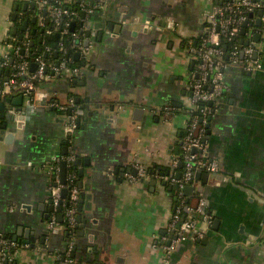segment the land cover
<instances>
[{
    "label": "crops",
    "instance_id": "obj_1",
    "mask_svg": "<svg viewBox=\"0 0 264 264\" xmlns=\"http://www.w3.org/2000/svg\"><path fill=\"white\" fill-rule=\"evenodd\" d=\"M28 1L0 0V58L8 51L14 28L23 38L37 32ZM92 1L105 7L90 20L91 38L87 31L84 35V45L88 39L94 46L80 76L73 82L63 77L37 84L42 96L64 104L71 97L80 102L74 145L85 197L77 218L87 224L75 225L77 258L85 264H164V245L174 237L169 225L178 189L172 180L183 173L179 143L186 115L180 110L191 97L188 82L196 65L187 43L204 34L211 6L207 0ZM26 3L30 16L24 12ZM14 13L20 26L12 21ZM262 46L264 67V41ZM2 75L6 77L5 71ZM226 80L229 89L210 121L208 156L220 162L218 174L235 182L215 174L207 183L194 181V193L207 202L213 224L201 243L184 244L168 264H264L257 236L264 229V70L252 75L233 70ZM20 96L0 102V132L7 125L6 135L13 133L12 138L0 134V234L10 239L21 227L30 230L35 242L20 249L17 264H57L53 253L64 249L63 232L52 234L49 251L39 252L37 245L48 234L55 211L50 209L54 182L48 169L54 159L69 153L64 115L48 107L34 109L25 97L13 105ZM88 104L92 110L99 104L120 106L127 114L90 117ZM164 105L177 109L168 122L155 113ZM12 108L18 116L10 113ZM135 165L169 169L162 179L167 185L130 181L129 168ZM23 241L19 243L25 245Z\"/></svg>",
    "mask_w": 264,
    "mask_h": 264
},
{
    "label": "built area",
    "instance_id": "obj_2",
    "mask_svg": "<svg viewBox=\"0 0 264 264\" xmlns=\"http://www.w3.org/2000/svg\"><path fill=\"white\" fill-rule=\"evenodd\" d=\"M28 2L36 4L34 16L37 19L38 30L41 31L42 48L36 55L31 49L30 39L24 41L22 45H15L16 38H12L7 53L0 58V70H10L9 76L0 80V97L3 99L21 94L34 109L43 106L64 115L63 131L69 153L64 159H54L48 169L54 182L51 194L55 211L48 221V234L43 242L37 245L39 252H47L52 234L59 232L64 234L65 231V226L59 220L58 208H62L63 218L69 227H75L77 222L81 189L76 184L74 172L66 175L65 184L61 182L60 164L63 160L67 167H71L77 160L74 135L79 128L80 110L74 97H71L66 104L61 103L42 96L37 90V84L63 77L73 82L80 76L83 67L73 66V57L63 41L65 38L69 39L71 49L75 50L76 54L80 55V60L86 63L94 45L88 47L84 45V35L92 17L102 11L105 4L92 0H29ZM207 2L211 9L204 18V34L199 39L187 43V49L194 57L196 65L190 73L188 82L191 97L180 110L186 115L185 135L181 145L185 167L181 179L177 180L174 177L172 180L178 185V199L181 203L186 199L184 190L193 181L195 171L218 174L221 170L220 162L208 156L206 128L219 108L221 97L229 89L226 80L228 73L237 70L252 75L263 71L264 30L256 26V19L259 11L264 13V0H217V2L207 0ZM76 5L78 8L75 9ZM252 14L255 16L251 17ZM259 19L263 21L264 14ZM172 24L171 22L169 26L173 27ZM73 25L75 28L77 26L76 30L79 31H73ZM144 27L148 30L151 22H146ZM243 29H246L245 36L241 35ZM57 34H59L57 41H62L58 43L57 48L45 43V38H55ZM257 34L261 35L259 43L253 39ZM226 43L231 44L230 49H227ZM33 65H36L35 70L32 69ZM67 111H69L68 115L65 114ZM176 111L173 105H164L158 107L155 113L168 122L176 115ZM10 113L18 116L15 108H12ZM193 148L197 149L196 153H192ZM178 162L174 163L175 166ZM135 168L138 170V175L134 177L130 174V181L140 182L149 178L150 175L144 165H135ZM64 190H67L68 197H63ZM188 215L183 222L181 209H177L172 216L169 226L174 237L170 245L164 246L165 263H168L170 255L179 245L188 241L203 240L212 227L213 216L208 211L205 199L200 198L195 208L190 209L188 206ZM74 246L73 241L64 248L63 252L61 251L62 253H53L55 262L79 264L74 258ZM29 247L30 243L20 244L0 234V264H17L16 255L20 249Z\"/></svg>",
    "mask_w": 264,
    "mask_h": 264
},
{
    "label": "water",
    "instance_id": "obj_3",
    "mask_svg": "<svg viewBox=\"0 0 264 264\" xmlns=\"http://www.w3.org/2000/svg\"><path fill=\"white\" fill-rule=\"evenodd\" d=\"M29 4L28 3H26L25 5H24V12L27 14L28 12H29ZM35 6H36V4L35 3H33V4H31V9L33 10V9H35ZM17 11L19 10V7H17V9H16ZM258 14L260 15V17H262L263 16V11H259L258 12ZM255 15L254 14H252L251 15V17H254ZM12 21L14 22V23H16V21H17V13H14L13 14V17H12ZM37 22V19L35 18L34 20H33V23H36ZM28 24H29V21L27 20L25 23H24V25H23V30H26V28L28 27ZM256 26L257 27H261V26H263V21L261 20V19H258L257 20V22H256ZM164 27H165V25H164ZM74 28H75V25H73L72 26V30L74 31ZM246 28V27H245ZM91 28L89 27L88 28V30H87V37L88 38H91V35H92V33H91V30H90ZM36 31H34V33H35ZM9 35H10V32L8 33ZM12 35H18V28H14L13 30H12V33H11ZM241 35L242 36H245L246 35V29H243V31H242V33H241ZM19 37H20V39H23V35H19ZM55 39L56 40H58L59 39V34H57L56 36H55ZM253 39H254V41H256L257 43H259V42H261V35H259V34H257V35H254V37H253ZM42 40V39H41ZM40 40V41H41ZM98 40H102V33H100L99 35H98ZM246 45L248 44V42H246L245 43ZM85 45L88 47V46H90V41L87 39V41L85 42ZM76 60L77 61H79L80 60V55L79 54H76ZM13 62V61H12ZM86 63L84 62L83 63V65H85ZM32 69L33 70H35L36 69V65H33L32 66ZM263 70H264V67H263ZM2 73H3V71L2 70H0V76L2 75ZM9 73H10V70L8 69V70H6L5 71V76L6 77H8L9 76ZM1 100H2V98L0 97V102H1ZM16 100H18L20 103H22L23 102V100H24V96L23 95H21L20 97H19V99H14L13 100V105H20V103H17V101ZM77 103H80L79 101L77 102ZM4 106V105H3ZM86 115H89L90 117H93L94 115H98V116H105L106 118H114V117H121V116H125L126 114H127V112H125V111H121V108H120V106H110V108L108 109V108H106V107H104V105L102 104H99V105H96V107H95V110H92L91 109V105L90 104H88L87 106H86ZM108 110H110V113L108 114L107 113V111ZM139 111H140V113H141V110L142 109H138ZM4 118V117H3ZM19 119H22V117L20 116L19 117ZM212 119V118H211ZM211 119L209 120V122L211 121ZM13 120H14V118H13ZM208 128L210 129V123H209V125H208ZM1 129H2V131L0 132V134H1V136H3V135H5V136H8V135H6L7 134V125H3L2 127H1ZM12 134L13 133H11V135H9L8 137L9 138H12ZM211 134V131L210 130H208V136ZM179 145L181 146L182 145V141L179 143ZM178 151H179V148H178ZM197 152V149H195V148H193L192 149V153H196ZM76 164L77 165H79V164H81V161L80 160H77V162H76ZM87 165H88V163H86ZM183 162H180V164H179V167L182 169L183 168ZM221 166V165H220ZM147 168V170H148V173H149V178L148 179H142L140 182L141 183H145L146 185H152V186H156L157 185V182H160L163 186H166L167 185V182L165 181V180H162L163 178H166L167 176H169V174H170V171H169V169H162V168H156V166H154L153 168H156L155 170L153 169V168H151V167H146ZM60 169H61V182L62 183H64L65 184V182H66V175H67V164H66V162L65 161H62L61 162V164H60ZM129 174H131L132 176H134V177H136L137 175H138V170L135 168V167H130L129 168ZM210 175H212V174H210V173H206V172H199V171H195L194 172V174H193V176H194V179H193V181L191 182V184L189 185V186H187L186 188H185V190H184V194H185V196H186V198H187V200H186V203L189 205V203H190V198L192 197V195H193V193H194V191H195V187H194V185H193V183H194V181H198L199 179H203L204 180V182L205 183H207L208 182V180H209V178H210ZM79 176L80 177H83L84 176V173H83V171H79ZM215 177H217V179H219V180H222V179H225V178H227V176L225 175V174H215L214 175ZM152 177H154V179H152ZM181 177H182V173L180 172V173H178L176 176H175V178L177 179V180H180L181 179ZM227 179H229L232 183H234L235 182V179L232 177V176H230V177H228ZM79 187H80V189H83V187H82V184L79 182ZM171 189L172 188H170V191H171ZM174 189H178V185H174ZM200 191H201V189H199ZM67 196V190H64V192H63V197H66ZM80 197H81V199L79 200V203H80V206H79V211L81 212V210H82V205H83V203H84V201H83V199H84V197H85V193L84 192H81L80 193ZM89 208H90V206H89ZM52 211L53 210H55L54 209V203H53V201H52V205H51V208H50ZM61 210H62V208L60 207V208H58V211L59 212H61ZM185 212L186 213H188V206L186 207V209H185ZM89 216H91V215H89ZM59 220L62 222V220H63V214L62 213H60L59 214ZM185 220V217H183L182 218V222ZM80 223H82V224H85V226H83L82 225V228H85L86 227V224H87V221L85 220H83L82 221V217L81 216H78V218H77V227H78V224H80ZM219 222H216V224H218ZM258 236V238H259V243L263 246V251H264V229H263V232L261 233V234H259V235H257ZM22 237H24V243H34L35 241H34V239L31 237V232H30V230H27V229H25L24 227H21L20 229H19V231H18V233L16 234V235H14V236H12L10 239L12 240V241H14V242H19V240L22 238ZM42 242H43V239H42ZM188 242H192V241H188ZM188 242H186V243H188ZM202 242V240H199V241H196V242H192L193 244H195V243H201ZM186 243H183V244H181V245H179V247L177 248V250H180L182 247H183V245L184 244H186ZM171 244V240H169L164 246H166V245H170ZM163 250H164V248H163ZM263 255V254H262ZM96 264H102V263H96Z\"/></svg>",
    "mask_w": 264,
    "mask_h": 264
},
{
    "label": "trees",
    "instance_id": "obj_4",
    "mask_svg": "<svg viewBox=\"0 0 264 264\" xmlns=\"http://www.w3.org/2000/svg\"><path fill=\"white\" fill-rule=\"evenodd\" d=\"M216 2H217V0H216ZM76 8H78V5L75 6V9ZM35 12H36V8L31 10L29 13L34 15ZM30 14H26V16H30ZM19 24H20L19 21L16 22V26H20ZM76 28H77V26H76ZM76 28L74 29V31H79V30H76ZM40 36H41V31H39L38 28H37L36 34H33V33L29 32L26 35V37L24 36L23 39H20V37H18V36H14L13 38H16L15 45H22L24 43V41L30 39V41H31V44H30L31 49L36 52V55H38L40 53L41 48H42V45L38 44V42H37L38 41V37H40ZM60 42H62V41H60V40L57 41L54 37L45 38V43L49 44V45H52L53 48H57V45ZM63 42H64V45L69 49V54L73 57V60H74L73 66H76V67H79V68L83 67L84 66L83 65L84 61L83 60H79V61L76 60V57H75L76 56V51L71 49V41L69 39L65 38ZM230 46H231L230 43H226L227 49H230ZM3 78H4V76L1 75L0 76V80H2ZM7 98H10V97L7 96L6 99ZM12 98H13V96H12ZM74 101L76 103V99L75 98H74ZM65 114L68 115L69 111H67V113H65ZM208 130H209V128L207 127L206 128V136L207 137H208ZM183 160H184L183 154H181V156L179 157V161L183 162ZM183 165L184 166L181 169L182 171L184 170V167H185V163L184 162H183ZM70 172H74L76 174V180L75 181H76V184L79 185L80 176H79V169H78V166H77L76 162L74 164H72L71 167H67V174L70 173ZM175 193L176 194L174 196V200L176 202V209L174 210V214H175L177 209H181V219L183 217L188 218L189 215H188V213L185 212V207L189 206L190 209L195 208L197 206L201 196L198 193H193L192 197L190 198V203L188 205L186 203L187 198L185 199V201L183 203H181V201L178 199V190L175 191ZM67 197H68V194H67ZM60 213L64 214L63 211H62V212L58 213V216H59ZM61 224L65 226V231H64V235H63L64 241H65L64 248H66L70 242L74 241L75 242L74 258L76 259V261L79 264H85L83 261H81L80 259L77 258V251H76V248H77L76 240H77V236H78L77 229L75 227H73V228L69 227L64 218H63ZM40 243H41V241H40ZM63 250H62V252H63ZM62 252L60 251L58 254H60ZM61 260H62V256L60 258V261Z\"/></svg>",
    "mask_w": 264,
    "mask_h": 264
},
{
    "label": "flooded vegetation",
    "instance_id": "obj_5",
    "mask_svg": "<svg viewBox=\"0 0 264 264\" xmlns=\"http://www.w3.org/2000/svg\"><path fill=\"white\" fill-rule=\"evenodd\" d=\"M173 253H174V252H173ZM173 253H172V254H173ZM172 254H171V255H172ZM171 255H170V257H171ZM165 257H166V252H165ZM165 257H164V259H165ZM170 257H169L168 263H169V261H170ZM164 259H163V263H164V264H168V263H165Z\"/></svg>",
    "mask_w": 264,
    "mask_h": 264
},
{
    "label": "rangeland",
    "instance_id": "obj_6",
    "mask_svg": "<svg viewBox=\"0 0 264 264\" xmlns=\"http://www.w3.org/2000/svg\"><path fill=\"white\" fill-rule=\"evenodd\" d=\"M172 23H173V22H172ZM169 24H171V23H169ZM172 25H173V27H170V26H169V28H170L171 31H174V23H173Z\"/></svg>",
    "mask_w": 264,
    "mask_h": 264
}]
</instances>
